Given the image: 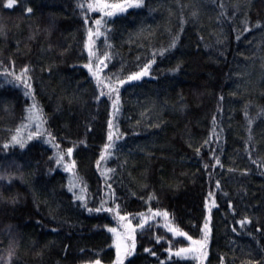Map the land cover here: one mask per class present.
<instances>
[{
	"label": "trees",
	"instance_id": "trees-1",
	"mask_svg": "<svg viewBox=\"0 0 264 264\" xmlns=\"http://www.w3.org/2000/svg\"><path fill=\"white\" fill-rule=\"evenodd\" d=\"M8 2L0 167H22L19 197L0 202V224L18 233L8 264H116L108 229L129 222L123 264H264V0H104L126 8L111 17L91 0ZM155 212L193 240L207 223V255L170 257L199 246Z\"/></svg>",
	"mask_w": 264,
	"mask_h": 264
},
{
	"label": "snow or ice",
	"instance_id": "snow-or-ice-1",
	"mask_svg": "<svg viewBox=\"0 0 264 264\" xmlns=\"http://www.w3.org/2000/svg\"><path fill=\"white\" fill-rule=\"evenodd\" d=\"M14 2H15V0H9V2L6 4V7H8V8L13 7L14 6ZM139 6H140L139 3H136V4L129 3V4H127V7H139ZM81 7L83 8L84 5H81ZM87 9L89 11H100L102 13V16H108V17H111V16L115 15L116 11L123 12V11L126 10L124 5H121V4H109V3L104 2V0H91V2H89L87 4ZM109 9H113V10H116V11H110ZM28 11H31V9H29ZM85 22L87 23V20ZM95 24L97 25V31H96L95 34H96V36H99V35H101V32L99 31V26L102 24V19L96 20ZM88 35H89V41H88V43H86V47L90 48V45L92 43L91 37L93 35V32H92L91 28H89ZM93 55H94V53L91 50H89V57L91 58ZM89 71H91L90 67H89ZM24 72L26 73L27 69H24ZM142 75H147V71L145 70V71H143L141 73H137V74H134L132 76H129L128 80L140 79V77ZM17 79H20V77H17ZM98 82L102 83L101 81H98ZM123 83H125V81H120L121 85ZM26 87L30 88V85L26 84ZM112 91H117L118 92V89H112ZM103 94L104 93H102V95ZM118 105H119V96L117 95L116 99L113 101L114 110L118 111ZM29 112H30V117H29L30 119H39V113H38V110H37L35 104H33L32 108L29 110ZM109 126L111 127V121L109 122ZM19 131H20V129L17 130L18 133H19ZM37 135H39L38 131H37ZM29 138H31V137H29ZM12 139H13V142L19 143L20 147H24V143L21 140L18 139V136H13ZM111 140H112V134L110 132L109 133V141H111ZM5 147H7V145ZM109 147H111V144H108V145L105 146L106 149L109 148ZM67 154H68V156H71V154H72V149L71 148H69L67 150ZM101 159H104V154L103 153L101 154ZM63 160H64V156L62 154L58 153V159L56 161L57 164H60ZM98 163H99V161H98ZM65 170L66 171L69 170L67 165H65ZM69 190L71 191V187H70ZM78 199H82V197H78ZM206 206H207V204H206ZM101 210L112 211V209H103L102 207L96 209V211H101ZM90 211H91V209H90ZM141 215H143V214H141ZM155 216H162L164 218V220H165L164 227L167 229V231H169V232H171L173 234V237H184L185 239L190 241L191 245H198L199 246V247H187V248L182 247V248L178 249L176 252H172L171 249H169V256L170 257L172 255H175L177 257L186 258V254H192V253H195L197 251H201L202 255H204V256L207 255V252H206L207 239H208V232H207L208 225H207V223H205L204 229H202V232L204 233L203 239L202 240H193V238L191 236H188L186 233H184L180 229H178V228L173 226L172 222L168 218V213L167 212H163V213L155 212V213H153V217H155ZM153 217H148V219H145L143 223L138 225V227L143 229L145 227V225L148 223V220L152 219ZM126 219H127V217H124V216L120 217L121 221H124ZM121 227H125V226L123 224H121ZM108 231L112 232L116 236V239H117V242L115 244L116 250H117L116 264H123V257L121 256V249H123L124 256H130L132 254V252L129 250L128 244L125 241L131 240L132 241V248L134 249V247H135V238L132 235V233H134L136 231V229L131 227V222H129V225L127 226V230H126V232L124 234H118L116 232V229H114V228H109ZM159 242H160V238L158 237L157 238V243H159ZM145 251H149V250L145 249ZM194 258H197V257H194ZM95 264H100V261L97 260L95 262ZM162 264H163V262H162Z\"/></svg>",
	"mask_w": 264,
	"mask_h": 264
},
{
	"label": "rangeland",
	"instance_id": "rangeland-1",
	"mask_svg": "<svg viewBox=\"0 0 264 264\" xmlns=\"http://www.w3.org/2000/svg\"><path fill=\"white\" fill-rule=\"evenodd\" d=\"M26 126L31 129L32 125H36L37 119H30ZM22 176V167L14 159H7L0 167V202L13 203L19 195L12 186L14 179H19ZM18 242L17 231L9 226L0 224V264H8L11 262L14 251Z\"/></svg>",
	"mask_w": 264,
	"mask_h": 264
}]
</instances>
